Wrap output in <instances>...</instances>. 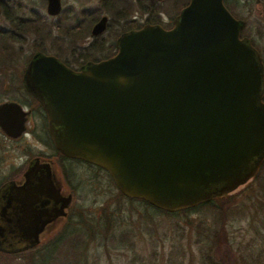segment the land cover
Returning a JSON list of instances; mask_svg holds the SVG:
<instances>
[{
    "label": "water",
    "instance_id": "obj_1",
    "mask_svg": "<svg viewBox=\"0 0 264 264\" xmlns=\"http://www.w3.org/2000/svg\"><path fill=\"white\" fill-rule=\"evenodd\" d=\"M243 24L224 0H191L170 30L126 34L115 56L80 72L32 60L23 84L60 152L107 171L125 197L177 212L234 192L264 160V65ZM27 114L0 103L1 131L17 136L9 128L23 132ZM34 173L29 167L21 188ZM56 189L55 215L38 226L19 220L23 234L0 235V252L35 247L46 224L66 217L71 193Z\"/></svg>",
    "mask_w": 264,
    "mask_h": 264
},
{
    "label": "flooded vegetation",
    "instance_id": "obj_2",
    "mask_svg": "<svg viewBox=\"0 0 264 264\" xmlns=\"http://www.w3.org/2000/svg\"><path fill=\"white\" fill-rule=\"evenodd\" d=\"M190 1L0 0V77L21 76L20 83L13 86L19 97L5 99L0 103L14 101L28 112L23 132L18 134L20 130L15 126H11L9 130L17 136L7 135L1 129L0 131L5 139L12 140L15 144L28 135H31L34 141L33 150L24 148V162L0 182V235L23 234L18 226L21 219H26L27 223L33 221L31 224L38 226L43 220L52 218L60 198V193H56L57 185L60 192L71 193L72 202L75 190L68 179L69 163L105 171L93 163L69 157L55 147L48 130V116L45 110L23 84V75L28 64L32 60L49 57L63 68L80 72L87 63L94 64L115 56L119 51L118 41L126 34L148 26L170 30L181 10ZM259 15H264L261 6ZM252 45L258 50L264 65V50L261 51L254 43ZM23 53L25 55L19 59ZM13 117L11 114L3 118L10 123ZM34 160H38L37 163L30 165ZM46 164L50 165L51 178L54 176L57 179V185L48 178ZM29 167H33L35 173L30 182L21 188ZM254 177L234 192L236 195L247 193L248 199V191L257 187V195H250V200L259 201L257 209H264V177L263 180H255ZM69 207L66 217L56 226L47 227L53 225V221L46 224L42 232L43 237L35 247L6 254L28 252L46 245L49 240L61 234L68 222ZM242 258L246 259V254H243ZM254 259L253 262H256L259 257L255 261Z\"/></svg>",
    "mask_w": 264,
    "mask_h": 264
},
{
    "label": "rangeland",
    "instance_id": "obj_3",
    "mask_svg": "<svg viewBox=\"0 0 264 264\" xmlns=\"http://www.w3.org/2000/svg\"><path fill=\"white\" fill-rule=\"evenodd\" d=\"M227 2L233 3L234 0H227ZM235 4V12L239 19L244 21L241 34L246 29L250 37L254 39L255 46L263 51L264 15L261 17L259 14L260 6L264 9V0H237ZM246 36L249 37V35ZM23 55L25 53L19 59ZM20 79V75L0 77V102L19 97L13 86L18 85ZM16 143L5 139L0 131V182L24 162V148L34 149L31 135ZM68 166L69 183L75 190L69 207L71 220L76 219L75 214L79 211L85 214L87 209L99 210L107 207L108 213L118 220L121 228L128 226L136 231L131 249L125 246L120 249H105L104 242L100 238L89 241L87 251L89 263L208 264V261L219 255L215 251L209 255L206 251L207 239L203 235H198L197 232L201 223L203 228L204 226L224 228L225 235L222 234L223 238H220L222 240L220 249L222 253H225V264H248L244 261L251 262L250 264H264V209H257L259 201L250 200V195L253 197L257 195V187L248 191V199L246 193V195H236L232 201L229 200L228 204L231 206L232 203V211H234L225 219L222 226L215 224L213 214L207 208L191 211L188 217L183 214L171 217L159 213L153 215L154 222L151 225H145V222L149 220L144 214L143 203L139 200L130 201L119 197L116 186L105 171L76 163H69ZM263 177L264 169L257 180H262ZM60 251L54 255L50 264L68 263L69 258L66 259ZM5 254L0 255V264L29 263L28 257H7ZM243 254L247 257L244 260L241 256ZM258 257L259 260H257ZM253 259L257 261L253 262Z\"/></svg>",
    "mask_w": 264,
    "mask_h": 264
},
{
    "label": "trees",
    "instance_id": "obj_4",
    "mask_svg": "<svg viewBox=\"0 0 264 264\" xmlns=\"http://www.w3.org/2000/svg\"><path fill=\"white\" fill-rule=\"evenodd\" d=\"M236 1L237 0H234L233 3H229L227 0H225V5L236 18H239L238 14L234 10ZM243 33L249 35L251 43H254V39L250 37V34H248L246 29L242 31V35H244ZM263 169L264 160L254 177L255 180L259 178ZM107 174L109 175L108 172ZM118 196L130 201L139 200L141 203H143L144 214L148 216L147 218L149 220L145 222V225H151L154 222L152 220L153 215H157L159 213L171 217H177V215L180 214L188 217V213L191 211L200 208H207L209 212L213 214V220L215 224H220V226H222L221 224L225 221V219L233 214L234 210L232 211V203L230 206L228 202L229 200L232 201V199H234L236 193L232 192L230 194L202 202L191 208L179 210L177 212H167L157 209L144 200L125 197L119 191ZM118 196L116 198L119 200L120 198H118ZM228 206L230 208H228ZM75 216V220H71L69 216L67 225L63 229V232L49 240L46 245L39 246L36 249L24 253L5 255L7 257H28V264H50L51 260L54 258V255L58 251L62 250L60 251V254H62L66 259L69 258L67 264H91L88 261V242L96 238L102 239L105 249H120L123 248L122 246H125L127 249H131L133 247L134 236L136 235L135 229L128 226L121 228L118 220L108 213L107 207H102L99 210L87 209L85 214L82 211H79L77 214H75ZM223 230L224 228L217 227L210 228L204 226L203 228L201 223H199V229H197V232L198 235H203V237L207 239L208 249L206 251L209 253V255L213 251L219 255V257H214L213 260L208 261V264H225V253H222L220 249V245L222 244L221 239L223 238L222 234L225 235ZM2 254L3 253H0V255Z\"/></svg>",
    "mask_w": 264,
    "mask_h": 264
}]
</instances>
